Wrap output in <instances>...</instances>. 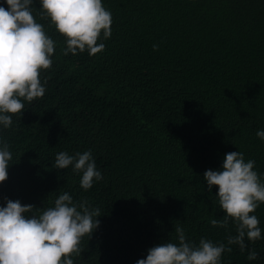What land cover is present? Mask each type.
Returning <instances> with one entry per match:
<instances>
[{"label": "trees", "instance_id": "16d2710c", "mask_svg": "<svg viewBox=\"0 0 264 264\" xmlns=\"http://www.w3.org/2000/svg\"><path fill=\"white\" fill-rule=\"evenodd\" d=\"M112 15L105 49L63 54L65 37L33 15L55 41L52 67L41 72L45 95L25 104L13 124L0 125L9 145L6 200L53 207L67 192L99 208L100 221L74 264H137L148 249L188 240L226 243L236 235L213 227L223 220L213 186L203 174L222 170L227 153L255 161L264 182V0H102ZM0 6L7 8L5 0ZM158 50H153V45ZM91 151L103 179L84 191L82 174L55 169L56 155ZM261 239H245L225 252L222 264H264V204L253 213ZM31 215V213L25 214ZM255 250V260L247 259Z\"/></svg>", "mask_w": 264, "mask_h": 264}, {"label": "clouds", "instance_id": "9594fccd", "mask_svg": "<svg viewBox=\"0 0 264 264\" xmlns=\"http://www.w3.org/2000/svg\"><path fill=\"white\" fill-rule=\"evenodd\" d=\"M0 6V125L12 126L13 115H23L25 104L45 95L41 72L52 67L55 41L33 15V0H5ZM41 19L65 37L63 54L88 52L94 56L105 49L99 42L112 34V15L102 0H39ZM158 50V45H153ZM264 141V130L256 133ZM12 154L6 141L0 139V183L8 178ZM72 166L82 174L80 187L88 191L103 176L97 170L91 151L74 156L67 152L56 155L55 169ZM208 192L218 188L216 196L226 214L223 220L211 219L213 227L227 229L235 226L236 235L228 234L226 243H214L201 238L196 244L186 237L185 229L175 225L177 242L167 241L148 249L145 259L137 264H222L225 252L238 245L243 252L245 239L255 243L261 239L260 221L255 213L264 204V182L255 170V161H245L238 151L225 155L222 170H206L203 174ZM6 200L0 206V264H74L73 257L84 251L83 238L89 239L100 221L99 208H92L86 199L74 201L67 192L56 198L53 207L34 213L31 204ZM31 213V215H25ZM258 253L249 252L247 259L255 260Z\"/></svg>", "mask_w": 264, "mask_h": 264}]
</instances>
